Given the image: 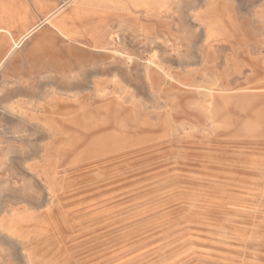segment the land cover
Here are the masks:
<instances>
[{
	"label": "rangeland",
	"instance_id": "obj_1",
	"mask_svg": "<svg viewBox=\"0 0 264 264\" xmlns=\"http://www.w3.org/2000/svg\"><path fill=\"white\" fill-rule=\"evenodd\" d=\"M28 7L0 31L1 56L40 23L0 68L30 115L0 122V264H264V0H0V25Z\"/></svg>",
	"mask_w": 264,
	"mask_h": 264
},
{
	"label": "crops",
	"instance_id": "obj_2",
	"mask_svg": "<svg viewBox=\"0 0 264 264\" xmlns=\"http://www.w3.org/2000/svg\"><path fill=\"white\" fill-rule=\"evenodd\" d=\"M35 10H39L41 12L42 8L41 6L35 4ZM35 10L28 7L27 9L19 11L13 17V24L0 25V31L10 32L12 28L19 26L24 21H27L30 18H35ZM57 11L58 9L47 10V12L45 13V18L42 20L41 23L48 22ZM39 25L40 23L35 26L29 27L27 31L19 38V40L14 42L10 50H7L0 56V68L5 64L6 60L8 59L9 55L14 51V49L18 47L19 44L23 40H25ZM105 39L106 37L104 36V34H102V36L97 38L96 41H104ZM17 83L18 84L16 86H11L9 82H4L0 84V122L6 121L8 123L20 125V127L23 128L22 131H24L28 118H30V115L28 114L26 108V100L24 99V97L27 96V86L20 82ZM35 95L39 96V94ZM35 106L37 109L33 113L31 119L36 121V130L37 132H39L42 127L40 100L37 101ZM8 139L10 138L5 135L4 131H0V145ZM16 141H19L22 146H26L28 142L27 138L23 134L20 135L19 138L16 139Z\"/></svg>",
	"mask_w": 264,
	"mask_h": 264
},
{
	"label": "bare ground",
	"instance_id": "obj_3",
	"mask_svg": "<svg viewBox=\"0 0 264 264\" xmlns=\"http://www.w3.org/2000/svg\"><path fill=\"white\" fill-rule=\"evenodd\" d=\"M18 45V44H17Z\"/></svg>",
	"mask_w": 264,
	"mask_h": 264
}]
</instances>
